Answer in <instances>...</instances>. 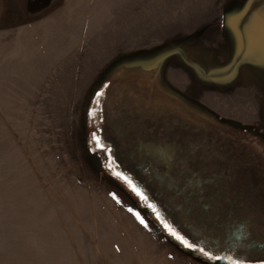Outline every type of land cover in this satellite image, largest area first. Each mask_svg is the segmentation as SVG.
Instances as JSON below:
<instances>
[{
  "label": "rangeland",
  "instance_id": "rangeland-1",
  "mask_svg": "<svg viewBox=\"0 0 264 264\" xmlns=\"http://www.w3.org/2000/svg\"><path fill=\"white\" fill-rule=\"evenodd\" d=\"M29 8L25 25L0 32V264H202L88 158L110 147L118 114L142 112L139 101L174 103L181 112L163 116L173 124L187 115L206 130L228 128L230 160L239 142L245 159L259 161L230 193L264 222V0H31ZM161 247L178 262L157 254Z\"/></svg>",
  "mask_w": 264,
  "mask_h": 264
},
{
  "label": "flooded vegetation",
  "instance_id": "flooded-vegetation-1",
  "mask_svg": "<svg viewBox=\"0 0 264 264\" xmlns=\"http://www.w3.org/2000/svg\"><path fill=\"white\" fill-rule=\"evenodd\" d=\"M152 78L156 83V78ZM127 102L125 99L124 103ZM145 109L149 105L141 113L116 116L110 125L116 126V137L108 139L110 147L95 146L87 152L92 165L122 188L187 258L202 264H260L264 260V222L259 224L258 218L250 215L255 210L236 207L240 200L230 193L232 183L242 186L243 169L259 168V161L251 160L257 157L245 159L244 147L237 144L232 147L240 152L232 154L239 159L230 160L229 135L223 133L229 130L219 119L211 118L216 127L222 126L221 131L206 130L202 125L197 127L198 124L177 119L178 122L170 123L172 114L165 123V113L150 114ZM119 136L125 141L123 147H119ZM169 229L180 233L196 248L186 247ZM200 248L219 259H209Z\"/></svg>",
  "mask_w": 264,
  "mask_h": 264
},
{
  "label": "crops",
  "instance_id": "crops-1",
  "mask_svg": "<svg viewBox=\"0 0 264 264\" xmlns=\"http://www.w3.org/2000/svg\"><path fill=\"white\" fill-rule=\"evenodd\" d=\"M30 5L31 0H0V32L25 25L31 16ZM166 249L167 247H161L157 254L177 263Z\"/></svg>",
  "mask_w": 264,
  "mask_h": 264
},
{
  "label": "trees",
  "instance_id": "trees-1",
  "mask_svg": "<svg viewBox=\"0 0 264 264\" xmlns=\"http://www.w3.org/2000/svg\"><path fill=\"white\" fill-rule=\"evenodd\" d=\"M121 73H123V72H121ZM124 74L125 73H123V76H124ZM152 81V80H151ZM152 89V88H151ZM156 89H157V91L158 90H160L161 92H163L166 96L167 95H170L171 97H168V98H171V99H176V97L175 96H173L172 94H170L168 91H166V90H164L163 88H158L157 86H156ZM153 90V89H152ZM138 91H140V92H138ZM154 91V90H153ZM137 92V93H136ZM140 94H142V92H141V88L140 87H136V90H135V93L133 94V96H134V101L133 102H135V100L136 101H139L140 100ZM125 95H127V94H125ZM128 96V95H127ZM172 101V100H171ZM137 104H138V107L139 108H141L142 110H143V108H145L146 106H147V104H145V103H141V101H139V103L137 102H135V104L134 105H136L137 106ZM178 105V104H177ZM174 106H175V104L173 103V107H172V105H169L168 103L167 104H165L164 106H159V105H157L156 103H153V104H151L150 103V106H149V109L147 110V109H145V111L146 112H149L150 114H164L165 113V115H167L168 117H169V115H171V114H173V113H175L176 111H180L181 112V110L180 109H173L174 108ZM180 107L182 108V109H184V110H186L187 112H189L190 114H192L191 113V110H189V109H186V107H183V106H181L180 105ZM141 110V111H142ZM156 120L159 118V117H154ZM159 120V119H158ZM185 120V121H184ZM184 120H182V123H184V122H186V123H190L191 125H193L194 123L195 124H199L200 122H205L204 120H200V121H198L197 120V118H190V117H188V118H184ZM197 120V121H196ZM160 122H161V120H160ZM165 123H167V120L165 119V121H164ZM214 126V125H213ZM232 143H234V142H232ZM112 144V143H111ZM114 144H115V142H114ZM236 144H239V142H235L234 143V145H236Z\"/></svg>",
  "mask_w": 264,
  "mask_h": 264
},
{
  "label": "snow or ice",
  "instance_id": "snow-or-ice-1",
  "mask_svg": "<svg viewBox=\"0 0 264 264\" xmlns=\"http://www.w3.org/2000/svg\"><path fill=\"white\" fill-rule=\"evenodd\" d=\"M99 95H101V93L98 92V93H97V96H99ZM123 178H124L125 180H127L129 183H131V180H130L127 176H124ZM137 216H139L138 213H137ZM141 223H144V221H143L142 219H141ZM145 226H147V225H145ZM165 227H166V228H169V226H168L167 224H165ZM169 230H170L171 234H172L173 236H175L179 241H181L186 247H188V248H193V249L196 248V245H195V244L190 243V242H189L188 240H186V239L184 238V236H182L180 233H178L177 231L172 230V229H169ZM199 251H200L202 254L206 255L209 259H219V257H213L211 253H207V252H205L203 248H200ZM236 264H242V262H236ZM260 264H264V260H262V261L260 262Z\"/></svg>",
  "mask_w": 264,
  "mask_h": 264
},
{
  "label": "water",
  "instance_id": "water-1",
  "mask_svg": "<svg viewBox=\"0 0 264 264\" xmlns=\"http://www.w3.org/2000/svg\"><path fill=\"white\" fill-rule=\"evenodd\" d=\"M140 211H142L143 212V210L142 209H140ZM144 213V212H143Z\"/></svg>",
  "mask_w": 264,
  "mask_h": 264
}]
</instances>
